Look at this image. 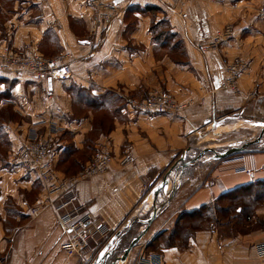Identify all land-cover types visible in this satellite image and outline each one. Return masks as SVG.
Here are the masks:
<instances>
[{
	"label": "crops",
	"instance_id": "obj_1",
	"mask_svg": "<svg viewBox=\"0 0 264 264\" xmlns=\"http://www.w3.org/2000/svg\"><path fill=\"white\" fill-rule=\"evenodd\" d=\"M26 1L31 6L15 5L0 30V41L15 47L31 41L41 47L54 40L74 56L73 72L63 82L48 83L55 98L50 109L40 83L25 74H0V107L9 106L16 114L8 124L9 139L16 143L28 124L52 109L64 127L59 137L61 163L74 154H67L66 144L75 153L83 151L92 129V111L106 109L112 111V126L93 140V148L110 145L115 160L106 172L78 183L72 193L57 199L60 203L74 195L78 212L90 220L89 229L101 226L100 233L90 236L84 259L63 252L67 234L52 209L31 214L40 193L38 181L0 164V264H92L127 221L135 220L133 236L143 228L136 220L152 209L150 190L206 127L223 120V130L238 131L243 123L234 120L253 126L264 122V0H102L119 9L106 28L90 21L92 6L86 0ZM39 14L42 17L36 18ZM158 22L176 36L179 46L176 40L164 43L161 37L153 38L151 27ZM225 24L234 27V38L223 42L220 52L246 63L238 93L219 88L220 54L203 50ZM177 50L179 59L172 55ZM153 86L192 104L179 115L141 112L126 105L125 96L141 98ZM75 109L87 113L76 115ZM234 114L238 117L231 118ZM123 155H130L132 161L120 166L116 161ZM260 181H264V151L219 160L200 156L184 169L168 204L141 242L116 264H143L141 252H153L145 251L146 245L158 233L170 232L165 227L168 223L173 227L181 213ZM166 199L159 194L157 203ZM260 213L264 209L255 217ZM125 239L126 235L121 237L115 255L131 240ZM261 242L264 228L222 237L216 229H198L185 245L166 246L158 254L161 264H264L254 249Z\"/></svg>",
	"mask_w": 264,
	"mask_h": 264
},
{
	"label": "built area",
	"instance_id": "obj_2",
	"mask_svg": "<svg viewBox=\"0 0 264 264\" xmlns=\"http://www.w3.org/2000/svg\"><path fill=\"white\" fill-rule=\"evenodd\" d=\"M87 2L93 7L91 19L97 27L106 28L119 13V9L113 2L102 0H87ZM233 38L234 27L226 24L213 34L203 50L218 51L220 54L219 88L238 93V79L240 73L246 68V63L241 59L231 60L220 52L221 44ZM72 58V54L67 50L58 55L46 57L28 44L22 52L17 51L16 48H4L0 51V74H25L40 83L50 109L55 98L49 90L48 79L51 82H63L69 79L72 75ZM126 103L141 112L171 115L181 114L192 104L191 101L178 100L164 88L156 87L150 88L140 99L127 98ZM52 112V109L49 110L46 116L37 118L25 127L24 136L10 152L8 162L13 169L32 175L42 185V193L37 204L30 209L31 214L35 215L45 208L52 209L56 214L59 227L67 234L62 244L63 252L67 256L84 259L90 236L96 232L100 233L101 226H94L92 231L89 229L90 220L78 212L77 206H73V200L76 199L74 195L60 203L57 199L72 193L78 183L106 172L115 158L109 146L102 145L94 149L90 160L76 175L61 176L55 168L58 155L56 138L62 133L64 127L55 116H52ZM131 161L130 155H123L117 159L116 163L124 166ZM246 172L253 175L254 171L247 169ZM60 209H64V212H60ZM254 249L259 258H264V242L255 244ZM139 258L143 264H161V257L155 252L147 254L141 252Z\"/></svg>",
	"mask_w": 264,
	"mask_h": 264
},
{
	"label": "rangeland",
	"instance_id": "obj_3",
	"mask_svg": "<svg viewBox=\"0 0 264 264\" xmlns=\"http://www.w3.org/2000/svg\"><path fill=\"white\" fill-rule=\"evenodd\" d=\"M26 2L31 3L30 1H26V0H0V30H4L3 24L5 23L7 18L10 16V13L13 11L15 5L22 6V7L31 6V4H28V3L26 4ZM105 2H108V1H105ZM109 2H111V1H109ZM92 12H93V7H91V14H90V21L91 22H92V19H91ZM41 17H42L41 14L36 16V18H41ZM166 28L167 27L165 25H160L159 27H157L156 31H163V35H162L161 39L166 38L167 40H169V41L171 40V42H174L177 38L176 37L170 38L168 36L169 32H167ZM3 34H4V31H3ZM3 37L6 38L5 35ZM27 44H28V46H31L33 49L37 50L40 54H42L46 57H52V56L58 55V54L65 51L64 49H60L54 40H53L52 44H50V46H45L43 44L41 47H39L37 44H35L31 41L26 42L23 45L18 46V47L10 46L8 43H7V45H5L4 43H2L0 41V51H2L4 48H10V49L16 48L17 51L22 52L25 48V45H27ZM179 50L172 53L173 57L176 59L180 58V51ZM67 51L71 53L70 50H67ZM229 59H231V58H229ZM231 60H233V59H231ZM73 61H74V56L72 58V63H73ZM72 63H71V67H72ZM238 81H239V79H238ZM154 87L164 88L161 86H153L150 88H154ZM238 88H239V82H238ZM164 89H166V88H164ZM167 91H169V90H167ZM228 91H230V90H228ZM169 92H171V91H169ZM171 93L173 95H175L173 92H171ZM233 93H235V92H233ZM129 97L134 98V99H140V96L128 94V96H125V101ZM0 104H1V102H0ZM82 111L87 113L86 112L87 110L85 111V110L75 109L74 114L83 115ZM92 112H93V114H92V129L88 134L89 139L85 143L83 151L79 152V153H75L74 150H72V148L66 144V146L68 148L67 154H69V153H71V154L74 153V154H73V156L71 155L70 157L66 158L64 161H61V163H59L56 166V170L58 171V173L61 176L72 177V176L76 175L79 171H81L82 168L86 164H84L82 167V166H80V163L83 162L85 159L86 160L89 159L92 156V153L94 151L93 150L94 149L93 148V145H94L93 140L100 134V132H106L112 126V120H111L112 111L111 110H106V109L105 110L104 109L103 110H96L95 109ZM52 114H53L52 116H55L54 112H52ZM11 115H13V116L11 117ZM14 115H16L15 112L9 106L3 107V108L0 107V164H5L6 166L7 165L10 166L9 163L7 162V158H6L7 152L9 150V143L7 142L8 127H9L8 124H9V122H11L10 119L14 118ZM46 115H44V116H46ZM237 115L238 114L230 115V117L231 118L232 117H238ZM41 116H43V115H41ZM55 117L60 124H63L61 122V120L57 118V116H55ZM237 122L243 123V126L240 127V129L238 131L223 130L222 126H220V125L224 124L223 120L216 121L215 124L206 127L201 132V134L199 135V137L196 140H192L190 142V150H185V152L183 153V155L186 154V160L191 159L193 157H196L204 149L207 151L202 156H206V157H209L210 159H212V154H213L212 151L213 150H216L219 152V151H222L223 149H225L229 146H240L244 142L252 140V139H256L259 136V133L261 131L260 126H253L249 122H243L242 120L232 121V123H237ZM57 138H59V137L57 136ZM57 144L59 146H61L60 145V139H59V141H57V139H56V145ZM248 149H249L248 153H253L256 151H264V134L261 136L260 142L249 145ZM109 150H110L111 154L113 155V152L110 148V145H109ZM245 153H247V152H245ZM179 158L175 162L172 163L171 167L172 166L174 167L176 162H178ZM88 161L89 160H87L85 163H87ZM183 174H184V171H183ZM258 188H259V190H262L263 187H258ZM39 198H40V196L36 199L34 205L37 204ZM75 200L76 199L73 200V206H77V203H75ZM228 202L229 201L226 199L220 200V201L216 202L215 205L211 206L210 209H212V207L214 208L215 206H217V208H219V209L222 207H227L229 204ZM237 204H235L234 207L227 209L226 212L223 214H221L220 212L214 211V209H212V211L209 210L211 215H212V218H206V219H204L200 222H196V223L199 224L201 229H216V230H218L221 237L224 235H231V234L236 235V232H238V231H241L244 233V232H249V231H254L257 229H263L264 228V215H263L264 213H260L259 217H255L257 215L256 212L263 211L264 203H260L259 205H257L256 208L252 212L253 215H251L247 219L241 218V216L238 215L234 211L235 206H237ZM69 206H71V204ZM257 209H259V210L257 211ZM168 224H170V226L168 228L165 227V229L171 230L173 228L172 223H168ZM138 226H140V225H138ZM191 229H193V228H191ZM191 229L189 228L188 230H185V232H188L191 235L193 233V231H191ZM138 233H136V235ZM173 239L174 238H172V240ZM176 241H178V239H174L173 242L171 240H168L167 235H165L161 238V240H158L156 242V244L153 246V248L149 249V251L154 250L155 253H159V252H161V247L163 245L165 246V245L171 244V243L174 244V242H176ZM139 242H141V241H139ZM139 242L135 246H137L139 244ZM144 249H145V251L147 250L146 248H144Z\"/></svg>",
	"mask_w": 264,
	"mask_h": 264
},
{
	"label": "trees",
	"instance_id": "obj_4",
	"mask_svg": "<svg viewBox=\"0 0 264 264\" xmlns=\"http://www.w3.org/2000/svg\"><path fill=\"white\" fill-rule=\"evenodd\" d=\"M162 24H163V22H158L156 24H153L152 27H151L152 32H153V38L155 40L160 39V37H162V35H163V31H156V27L159 26V25H162ZM167 32H169L168 36L170 38L176 37L174 34H172L169 31V29H167ZM161 40H164V41H162L164 43L168 42V40L166 38L161 39ZM180 44H181L180 41L178 39H176L175 45L179 46ZM125 103H126V101H125ZM126 105H127V103H126ZM12 116L13 115H11V117ZM8 134H9V132H8ZM60 136H61V134L58 135V137H60ZM13 138L16 139V137H13ZM56 139H57V141L59 140V138H56ZM20 140L21 139L19 138V140H17V142L14 143L12 139H9V137H7V142L9 143V150L7 152V157H6L7 158V162H8V158H9L10 152L12 151L14 146H16V144ZM56 148L58 150V155H57V159H56L55 168L59 164L60 156H61L60 154L62 153L61 152V148H60V146L58 144H57ZM90 158L87 159V160H90ZM85 162L82 164V167H83L84 164H86ZM35 179L38 181V184L40 186V193H39V196H40L41 193H42V185H41L40 181L37 178H35ZM258 187H263V188H262V190H259ZM224 199L229 201L228 202L229 204H228L227 207H222V208L219 209V208H217V206H215L214 208L212 207V209H214V211H216V212H220L221 214H223V213L226 212L227 209H230L231 207H234V205L238 203L237 206H235V210L234 211L238 215H240L241 218L247 219L248 217L253 215L252 212L256 208L257 205H259L260 203H264V181H260L258 183H251V184L242 186V187H240L238 189H235L233 191H230V192H227V193L223 194L221 196V198H218L217 200H215L214 202H212L210 204H205V205H202V206H200L199 208H197L195 210L181 213L178 216V218L176 219V221H175V223L173 225V228L171 229L170 232L162 231V232L158 233L146 245L147 251L150 252L149 249L153 248V246L156 244V242L158 240H161V238L163 236H165V235H167L168 240H171L172 242H173L174 239H178V241L174 242V244L171 243V244H167L165 246L163 245L161 247V249L163 247H166V246H176V245L182 246V245H185L186 242H187V239L190 237V233L185 232V230H188L189 228L190 229L193 228V229H191V231L201 229L199 224L196 223V222H200V221H202V220H204L206 218H212V215L210 213V211H212V209H210L211 206L215 205L216 202H218L220 200H224ZM133 229L134 228H133V225H132L130 228H128L126 230V232L124 234V235H126V239L124 241H126L127 238H128V241H129V239L133 237ZM172 238H174V239L172 240ZM151 251H154V250H151Z\"/></svg>",
	"mask_w": 264,
	"mask_h": 264
},
{
	"label": "water",
	"instance_id": "obj_5",
	"mask_svg": "<svg viewBox=\"0 0 264 264\" xmlns=\"http://www.w3.org/2000/svg\"><path fill=\"white\" fill-rule=\"evenodd\" d=\"M50 82L51 80L48 79L49 84ZM255 124L261 127L259 136L256 139L246 141L240 146H229L219 152L213 150L212 159L219 160L233 154L248 152V146L260 142L261 136L264 134V122H255ZM206 151L207 150L205 149L202 150L192 160H186V154L181 156L178 162H176V164L174 165V167L172 166L167 170L161 182L150 190V197L152 198V209L147 217L137 218L136 221L139 224L143 225V228L139 231V233L131 238L128 245L123 249L120 255H115L116 248L120 244L121 237L125 234L126 230L130 228L135 222V220L127 221L123 225L122 230H119L115 234H113V236L108 240V242L103 246V248L97 253L92 264H116L118 261H123L127 257L131 249L141 240L142 236L147 232V230L149 229L153 221L156 219V217L159 215V213L168 204L169 199L172 197L177 185L182 179L184 169L194 160L202 156ZM159 194H164L165 196H167V199L157 203V197Z\"/></svg>",
	"mask_w": 264,
	"mask_h": 264
}]
</instances>
